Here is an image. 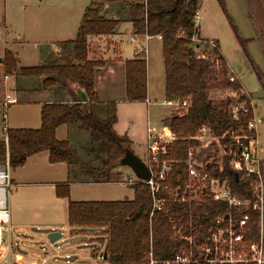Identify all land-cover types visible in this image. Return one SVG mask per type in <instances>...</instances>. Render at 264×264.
Wrapping results in <instances>:
<instances>
[{
	"label": "trees",
	"instance_id": "16d2710c",
	"mask_svg": "<svg viewBox=\"0 0 264 264\" xmlns=\"http://www.w3.org/2000/svg\"><path fill=\"white\" fill-rule=\"evenodd\" d=\"M220 3L223 0H218ZM105 3H119L127 10L128 20L133 23L137 36L157 37L163 41L164 65L166 71V99L191 100L188 112L174 115L170 120L172 131L178 137L173 142L163 159L177 161L171 182L186 174L182 161L188 158L190 149L201 144L194 140L203 126H208L216 137H223V143L230 145L233 133L242 135L247 132V124L253 119V108L245 97L238 102L247 101L250 110L234 120L230 106L236 103L230 99L217 104L210 98L209 75L218 66L223 75L228 77L230 69L222 54L219 41L214 49L215 59L208 56V45L204 52L198 53L201 44L195 42L200 35L196 19L202 0H104ZM247 15L257 30L264 52V41L258 31L256 14L264 20V0H244ZM103 4L92 3L84 14L78 37L71 43L73 59L67 63L48 66L19 67V61L11 51H6L2 64L6 76L18 74L22 77L42 79L45 90L61 85L66 89L79 87L77 102L73 105L47 103L42 107V125L39 129H11L5 131L6 141H0V163L10 160L12 168L24 166L29 157L42 152H49L52 164L66 163L78 165L92 179L93 183L117 182L116 171L128 150L131 140L120 136L115 131L118 123V104L106 105V117L101 119L94 110L100 101L95 89L96 73L105 66L102 60L89 59L88 38L91 36L113 35L122 20L107 19L101 15ZM198 38V37H197ZM202 40V39H201ZM209 40H203L207 42ZM204 55V56H202ZM127 100L144 102L148 99V65L146 58L136 57L126 62ZM226 87L239 90L241 83H231L226 79ZM264 89V85H263ZM76 122L81 131L90 134V153L97 162L84 163L78 158L69 141H60L56 131L62 125ZM230 158L226 161L223 173L214 167L213 173L228 180L234 192H244L246 186L239 182L229 168ZM98 164V165H97ZM135 197L125 201H70L69 224L74 236L83 235L89 242L99 247L93 250V257L102 255L107 264H149V255L158 261H172L187 247L182 241L183 235H197L205 231L199 224H190V215L196 211L188 204L170 202L165 212L153 213L151 190L148 185L137 182L133 185ZM71 181L56 185L59 198H70ZM167 195V194H165ZM209 212L212 216L225 212L227 207L209 200L197 208ZM196 218V217H195ZM205 222V221H204ZM202 222L201 224H203ZM207 222L206 224H208ZM261 216L252 215L250 223L251 242H259L261 235ZM83 233V234H81ZM207 236V232H204ZM80 236V237H81ZM103 249V250H102ZM101 252V254L99 253Z\"/></svg>",
	"mask_w": 264,
	"mask_h": 264
},
{
	"label": "crops",
	"instance_id": "0c3cea01",
	"mask_svg": "<svg viewBox=\"0 0 264 264\" xmlns=\"http://www.w3.org/2000/svg\"><path fill=\"white\" fill-rule=\"evenodd\" d=\"M11 2L9 15L10 19L14 20L13 23H10L15 38L12 41L7 40L6 30H4V36H2L0 43V79H3V88L0 83V111H4L3 104L7 98H11L15 102L8 107L6 116H4L6 124L4 129H39L42 125L41 112L44 104L64 103L73 105L78 100L76 96L79 92V87L76 85L69 89L57 85L52 89L45 90L41 78L22 77L18 74L6 76L2 64L6 51L9 50L16 56L20 68L67 63L73 59L74 45L71 42L78 37L86 9L92 3L103 4L101 15L107 19H120L122 22L113 35L88 38L89 59L102 60L106 63L96 73L95 89L100 101L94 105V110L101 119H104L107 103L116 102L118 104V123L115 126V131L118 135L127 136L131 140V150L141 159L142 155H145L146 161L142 160L146 164L148 158L147 129L149 125L160 126L165 124V120L174 112L173 108L162 104L167 100L162 38L157 36L145 39V36H137L134 32L133 23L128 20L126 8L119 3L107 4L104 0H11ZM0 3L3 1L0 0ZM4 11L7 16V0H5ZM5 20L7 21L6 18ZM4 24V27H7L6 22ZM141 50H145L148 65L147 100L149 103L147 100L144 102L127 100L126 62L135 59L137 57L136 52ZM221 51L223 54L222 46ZM226 61L230 71L236 75L241 85L246 89L241 77L227 59ZM157 81L159 93L154 89ZM159 96L163 98V101H157ZM135 105H139L141 109L143 107L147 111V124H143L142 135L134 128L133 122L137 121L139 117L144 119L145 114L141 115V109L136 111ZM154 106L167 107L171 110L170 114L161 117L160 123L151 121V108ZM9 110L11 116H9ZM122 118H126L132 125L126 129H121ZM261 120L264 124V118ZM56 137L60 141H69L76 154L83 144L87 141L90 144L91 141L90 134L81 131L76 122L59 127L56 131ZM0 141L7 142L6 136ZM89 158V163L95 164L98 161L96 160L97 157L92 154H89ZM115 174H118V176H114V179H118L117 182L93 183L91 177L78 165L52 164L49 160L48 151L39 152L29 157L24 166L12 169L13 185L9 198L11 223L16 230L25 233H28V228H35L45 222L49 223V227L70 226V201L122 200L120 196L123 192L120 187L125 185L126 180L131 177H126L123 168H119ZM72 175L79 179V183L73 185L79 186L81 189L77 193L78 197L74 198L73 186H71L70 198H59L56 193V185L67 182ZM132 194L135 197L134 189ZM47 201L52 204L53 211L51 212H47ZM48 218L51 219L48 220ZM72 231V239H80L81 235L76 237ZM79 242L86 241L74 243Z\"/></svg>",
	"mask_w": 264,
	"mask_h": 264
},
{
	"label": "built area",
	"instance_id": "2783aa9c",
	"mask_svg": "<svg viewBox=\"0 0 264 264\" xmlns=\"http://www.w3.org/2000/svg\"><path fill=\"white\" fill-rule=\"evenodd\" d=\"M198 19L199 16L196 19L197 25ZM149 38L150 36H145V39ZM202 41L195 38L197 44L205 45L206 43L208 46L216 48L213 40ZM198 50L200 51L201 48L198 47ZM136 56L146 58L145 50L137 51ZM229 81L235 83L239 80L232 73L229 76ZM231 90V98L237 99V104L231 105L230 113L234 120H239L242 114L248 115L250 110L246 105L247 101L241 103L238 101L243 97L248 100L250 95L243 86L239 90ZM14 102L15 100L11 98L6 99L3 104L4 116H6L8 107ZM147 103H149L148 100ZM162 104L183 114L188 112L191 107V100H166ZM258 123H262V120H257L254 117L247 124V132L242 135L233 133L230 137L231 146L224 145L223 151L226 155L219 161L214 158L213 160L203 158L200 150L203 146L201 143L207 138H212L217 142L220 140L219 144H222L226 134L221 138L216 137L212 134L210 127L203 126L198 136L193 138L201 145L190 149L188 158L182 161L186 167V174L178 177L175 182H171L170 179L174 173V165L178 162L163 159L162 156L168 147L177 141L178 137L172 131L170 124L149 125L146 165L150 170L151 178L148 181L129 178L128 183L134 185L137 182H142L149 186L153 202L151 216L154 215V212H165L170 202L188 204L190 208L193 207V211H196V216L190 215L191 226L196 223L201 228L205 227V231L201 234H182L181 239L187 248L183 249L174 260L158 261L150 253L149 264H264L262 230L259 242H251L249 239L252 215L259 212L262 220L264 209V170L261 165L262 143L259 141L257 133ZM228 158H230L228 164L230 170L238 181L243 182L246 186L243 193L234 192L228 180H223L220 175L213 173L214 167H218L219 173H223ZM12 169L9 158L0 163V264H5L14 254L16 239H20V234L24 233L16 230L11 223L9 198L13 185ZM209 200L217 203L219 207H227V210L212 216L209 212L197 209ZM202 222L204 223L201 224ZM207 222L209 223L206 224ZM204 232H207V236ZM56 242H51L52 249H55V253H52L51 256L44 252L45 248L41 246L40 253L35 254L37 258L22 261L24 257L21 256L16 264H63L60 260L64 255L60 254H63L64 251L67 252L68 248L61 246L55 248L54 243ZM84 243L85 245L90 244L89 242ZM71 256L69 253L65 255L67 260ZM100 257L105 261L102 255L98 258Z\"/></svg>",
	"mask_w": 264,
	"mask_h": 264
},
{
	"label": "rangeland",
	"instance_id": "374dc122",
	"mask_svg": "<svg viewBox=\"0 0 264 264\" xmlns=\"http://www.w3.org/2000/svg\"><path fill=\"white\" fill-rule=\"evenodd\" d=\"M3 3H0V43L2 42V36L4 30H6L5 36L7 40H14L15 35L12 30V26L10 22H14V20L10 19L9 8L12 6L11 0H7L8 2V13L6 16L5 13V0H2ZM20 1V0H17ZM199 32L200 35L197 36L202 40H215V46H217L216 41H219L223 54L225 58L232 65L237 74L241 77L244 86L250 92V101L251 107L253 108V118L255 117L257 120H261L264 118V52L262 48L261 41L259 39V35L257 30L253 27L246 11L244 0H223L220 3L218 0H203L199 12ZM258 19V31L263 38L264 41V20L262 16L256 14ZM7 19V21L5 20ZM4 22H6L7 27H4ZM206 44V43H205ZM207 45V44H206ZM1 46V44H0ZM208 56L211 59H215L214 49L215 47L208 46ZM205 45L202 44V48L198 53L204 52ZM201 54V53H200ZM231 71L228 77L223 75L222 67L218 64L211 74L209 75L210 82V98L213 102L220 104L223 102H227L231 98V89L226 87V79L229 78ZM0 79V83L3 88L2 81ZM10 84V83H9ZM242 86V85H241ZM10 91V86L8 87ZM154 89L157 93H159V83L155 82ZM4 91V90H3ZM8 91V90H7ZM237 99H235L236 101ZM158 102L163 101V98L159 96ZM237 103H235L236 105ZM135 110L140 111L141 107L139 105H135ZM231 107V106H230ZM170 108L162 107V106H154L151 108V121L153 123L161 122V117L170 114ZM174 112L165 120V124H170V119L177 114H180L178 111L173 110ZM128 112V111H127ZM145 114L144 119L139 117L137 121H134V128L140 132L142 135L143 124H147V111L142 107L141 115ZM9 116L10 110H9ZM128 119V117H127ZM126 118H122L120 123V128L126 129L129 125H132L130 121ZM6 126L4 121V111H0V140L5 138L4 129ZM132 127V126H131ZM257 133L259 136V141L262 143V154H261V165L264 170V124H257ZM219 140V139H218ZM88 142V141H87ZM85 143L82 145L80 150L78 149L77 156L81 160V162L88 163L89 151H91V144ZM220 142V140H219ZM217 140L212 138H207L201 144V156L205 159L213 158L215 160H220L225 156L223 149L226 144H219ZM208 145V146H207ZM207 146V147H205ZM231 146V144H230ZM228 146V148H230ZM222 150V151H221ZM142 159L146 161V156L142 155ZM98 162V161H97ZM99 163V162H98ZM98 165V164H97ZM125 171V175L130 176L134 180L138 178L134 174V172L126 166H121L120 169ZM128 178V177H127ZM74 175L70 176L71 186L79 183V179ZM126 184L120 187L123 194L120 196L122 200H133V184L128 183V179L126 180ZM74 198L78 197L77 193L79 192V186H73ZM12 192V188H11ZM10 192V194H11ZM47 212L53 211V207L51 202H46ZM51 218H48V220ZM49 223L45 222L40 226H36L35 228H28V233L20 234V239H16V246L14 254L10 257V259L5 264H16L19 257L23 256L24 259L22 261H27L28 259L37 258L35 254H39L42 248H45L44 252L49 253L51 256L52 253H55V249H52L51 242L49 240V235L52 233H59L63 236L60 238L58 242L54 243L55 248L58 246L67 247L68 251H64V257L60 260L63 264H107L101 257L96 258L93 257V250L99 247L97 243L89 242L88 238L80 237L72 239L71 237V227L69 225L63 226H48ZM262 235L264 238V209L262 214L261 226ZM77 237V236H76ZM27 239V240H25ZM23 241V243H21ZM77 241H86L90 244H86L84 242L74 243ZM103 250V249H102ZM69 253L71 258L67 260L65 255ZM101 254V252H99Z\"/></svg>",
	"mask_w": 264,
	"mask_h": 264
},
{
	"label": "water",
	"instance_id": "95a60500",
	"mask_svg": "<svg viewBox=\"0 0 264 264\" xmlns=\"http://www.w3.org/2000/svg\"><path fill=\"white\" fill-rule=\"evenodd\" d=\"M121 166L129 167L140 180L148 181L151 178L150 170L145 162L132 150H128L126 152L125 157L121 161ZM60 238H62V235L59 233H52L49 235V240L51 242H56Z\"/></svg>",
	"mask_w": 264,
	"mask_h": 264
}]
</instances>
